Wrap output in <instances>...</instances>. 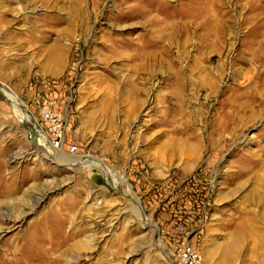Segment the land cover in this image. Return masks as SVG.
<instances>
[{
	"label": "rangeland",
	"instance_id": "rangeland-1",
	"mask_svg": "<svg viewBox=\"0 0 264 264\" xmlns=\"http://www.w3.org/2000/svg\"><path fill=\"white\" fill-rule=\"evenodd\" d=\"M183 244L264 264V0H0V264Z\"/></svg>",
	"mask_w": 264,
	"mask_h": 264
},
{
	"label": "bare ground",
	"instance_id": "bare-ground-1",
	"mask_svg": "<svg viewBox=\"0 0 264 264\" xmlns=\"http://www.w3.org/2000/svg\"><path fill=\"white\" fill-rule=\"evenodd\" d=\"M3 92H4L5 95L8 94L7 90L4 89V88H3ZM8 98H9L10 101H13V103H14V105H15V112H16L17 117L24 119V117L22 116V113H21L20 110L18 109V106H19L18 100H16V98L13 97V96L10 95V94H8ZM43 141H45V140L43 139ZM58 143H59V142H58ZM58 146H59V144H58ZM75 163L77 164L78 162H75ZM75 163H74V164H75ZM84 163H89V164L93 165V168H96V169L100 170L103 174L108 175V177H110V176H114V175L112 174L111 170H110L105 164H103L102 162H100V161H98V160H96L94 163H91V162H89L88 160H86V161H84ZM114 181H115V180H114ZM232 243H233V242H232ZM236 244H237V243H236ZM236 244L234 243V244H233V247H236V246H237Z\"/></svg>",
	"mask_w": 264,
	"mask_h": 264
},
{
	"label": "built area",
	"instance_id": "built-area-1",
	"mask_svg": "<svg viewBox=\"0 0 264 264\" xmlns=\"http://www.w3.org/2000/svg\"><path fill=\"white\" fill-rule=\"evenodd\" d=\"M195 254L191 250V248L183 244L182 248L180 250V257L184 261L185 264H200L196 257H194Z\"/></svg>",
	"mask_w": 264,
	"mask_h": 264
}]
</instances>
